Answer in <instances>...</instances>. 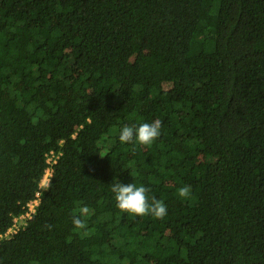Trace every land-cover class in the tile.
I'll use <instances>...</instances> for the list:
<instances>
[{"label":"trees","instance_id":"trees-1","mask_svg":"<svg viewBox=\"0 0 264 264\" xmlns=\"http://www.w3.org/2000/svg\"><path fill=\"white\" fill-rule=\"evenodd\" d=\"M51 149L0 264H264V0H0L1 231ZM117 180L167 214L121 212Z\"/></svg>","mask_w":264,"mask_h":264},{"label":"clouds","instance_id":"clouds-1","mask_svg":"<svg viewBox=\"0 0 264 264\" xmlns=\"http://www.w3.org/2000/svg\"><path fill=\"white\" fill-rule=\"evenodd\" d=\"M161 127L162 121L158 119L151 123L145 122L139 125L125 124L119 130L118 138L121 143L138 142L141 145H151L161 135ZM111 192L114 194L116 207L121 212L131 213L136 216L151 214L158 219H162L167 214V206L162 200H158L153 196L151 201H149L148 189L143 185L124 184L117 180L111 184ZM177 192L180 197L188 198L191 194V186L184 185L178 188ZM88 211L87 206H81L79 214H73L72 223L77 229L86 227V221L81 219V216H86ZM48 227L50 228L51 226L49 225Z\"/></svg>","mask_w":264,"mask_h":264},{"label":"built area","instance_id":"built-area-1","mask_svg":"<svg viewBox=\"0 0 264 264\" xmlns=\"http://www.w3.org/2000/svg\"><path fill=\"white\" fill-rule=\"evenodd\" d=\"M59 155L60 152H56L52 149L45 154L46 167L40 178L38 189L35 191L34 197L26 202L24 210L21 213L13 216L12 223L7 229L4 231L0 230V240L9 238L17 233L18 230L24 227L27 221L32 217L40 200V192L47 186L52 173V166L57 161Z\"/></svg>","mask_w":264,"mask_h":264}]
</instances>
